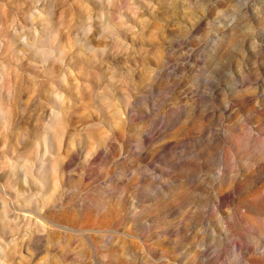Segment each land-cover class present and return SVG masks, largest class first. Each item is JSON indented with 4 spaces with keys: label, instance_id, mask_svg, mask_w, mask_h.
Segmentation results:
<instances>
[{
    "label": "rangeland",
    "instance_id": "1",
    "mask_svg": "<svg viewBox=\"0 0 264 264\" xmlns=\"http://www.w3.org/2000/svg\"><path fill=\"white\" fill-rule=\"evenodd\" d=\"M0 264H264V0H0Z\"/></svg>",
    "mask_w": 264,
    "mask_h": 264
}]
</instances>
